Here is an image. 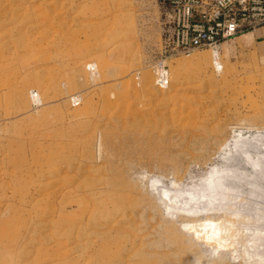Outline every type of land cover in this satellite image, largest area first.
<instances>
[{
  "label": "rangeland",
  "instance_id": "1",
  "mask_svg": "<svg viewBox=\"0 0 264 264\" xmlns=\"http://www.w3.org/2000/svg\"><path fill=\"white\" fill-rule=\"evenodd\" d=\"M170 31L161 0H0V264H134L188 251L193 264H220L171 192L264 194V166L231 149L238 133H264V28L213 50V77L180 62L211 49L172 50ZM144 70L153 93L139 89ZM163 71L166 89L155 82ZM102 192L121 199L101 208L143 215L94 225L124 231L105 235L106 250L88 226L101 220Z\"/></svg>",
  "mask_w": 264,
  "mask_h": 264
},
{
  "label": "bare ground",
  "instance_id": "2",
  "mask_svg": "<svg viewBox=\"0 0 264 264\" xmlns=\"http://www.w3.org/2000/svg\"><path fill=\"white\" fill-rule=\"evenodd\" d=\"M241 40H244L241 39ZM193 51V50H192ZM204 53H194L190 57L181 58L180 62L194 63L198 67V70L204 73H209L210 67L213 71H220L222 69L220 62V55L216 51L211 50ZM106 62H103L100 67L105 66ZM220 69V70H219ZM164 70V69H163ZM158 71V70H157ZM160 71V70H159ZM212 71V70H211ZM141 87L144 92L152 91V77L148 72L141 71ZM159 73V72H158ZM162 83H158V79L155 80L158 83L160 89L168 88L169 75L167 71L162 72ZM160 75H158V78ZM213 77V76H212ZM160 79V78H159ZM161 80V79H160ZM166 82V86L163 85ZM31 91V90H30ZM31 92L36 94V98L32 99V103H38L40 98L35 90ZM16 95L21 100L24 95V89L18 87L16 89ZM29 97V95H27ZM232 153L235 160H240L244 154H249L253 157L256 163H260L264 166V133L260 129L243 135L238 133L231 143ZM225 184H220V187L213 189L210 187H200L191 189H178L171 192L174 200L178 199V205L173 206V210L179 213L181 217L186 221L201 222L199 234L202 240V245L205 252H209L214 261H220V264H264V194L256 195L245 188H234L233 186L226 187ZM105 194V199L102 202L96 203L97 210L94 213L96 217L101 220L91 221L88 223L90 228L89 232H95L98 234V247L101 250L109 248V239L104 240L106 234L111 231L116 233L124 232L118 229L116 225L108 224L102 227H95L108 222H116L122 216V220L126 216L129 218L139 216L143 218L142 214H136V209L129 211L133 216L126 214L125 208L119 205H115L110 210H105L101 207L107 205V203H114L116 200H120L121 197L116 195L111 196L108 192H102ZM98 195L97 192H92L93 198ZM102 210H101V209ZM95 227V228H94ZM103 231H101V229ZM198 234V236H199ZM201 248V247H200ZM182 255L186 256L187 260H184L180 256V252H175L173 257L177 260H182L185 263H195L190 257V251L182 252ZM173 257L166 255L165 257L159 256L155 260H145L144 257H140L134 264H164L173 263ZM120 255H115L112 261H119ZM103 264L108 263L104 256L101 258ZM227 261V262H226Z\"/></svg>",
  "mask_w": 264,
  "mask_h": 264
},
{
  "label": "built area",
  "instance_id": "3",
  "mask_svg": "<svg viewBox=\"0 0 264 264\" xmlns=\"http://www.w3.org/2000/svg\"><path fill=\"white\" fill-rule=\"evenodd\" d=\"M161 2L171 25L167 44L182 53L203 47L217 50L223 42L264 28V0Z\"/></svg>",
  "mask_w": 264,
  "mask_h": 264
}]
</instances>
